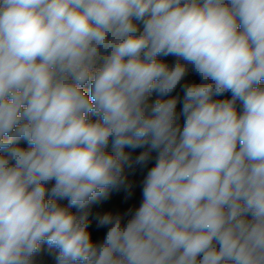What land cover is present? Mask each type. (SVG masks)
Here are the masks:
<instances>
[{
  "label": "clouds",
  "instance_id": "obj_1",
  "mask_svg": "<svg viewBox=\"0 0 264 264\" xmlns=\"http://www.w3.org/2000/svg\"><path fill=\"white\" fill-rule=\"evenodd\" d=\"M42 252L264 264V0H0V264Z\"/></svg>",
  "mask_w": 264,
  "mask_h": 264
},
{
  "label": "trees",
  "instance_id": "obj_2",
  "mask_svg": "<svg viewBox=\"0 0 264 264\" xmlns=\"http://www.w3.org/2000/svg\"><path fill=\"white\" fill-rule=\"evenodd\" d=\"M169 63L172 62V58H165ZM191 76L188 75L185 79L187 81H196L199 82V78L194 74L192 79ZM157 98V97H156ZM111 150V148H109ZM128 151V149H126ZM142 149H137L133 155L138 154ZM151 167V165H149ZM143 174L139 171L136 172L135 175H130L129 179L132 180L135 184H139L140 180H142ZM66 203V201L64 202ZM140 203V190L137 187L134 191L133 197L127 202L124 201V193L123 192H111L109 194V198L107 200H101L100 203L94 204L91 206L90 215L88 217L90 221L89 230L92 233V238L95 241H99L103 238L105 234V229H97L95 227L96 217L103 215L105 212L111 211L113 213L116 212H124L131 206H138ZM75 211V209H73ZM35 264H55V260L52 256L48 255L46 252H42L35 259Z\"/></svg>",
  "mask_w": 264,
  "mask_h": 264
},
{
  "label": "built area",
  "instance_id": "obj_3",
  "mask_svg": "<svg viewBox=\"0 0 264 264\" xmlns=\"http://www.w3.org/2000/svg\"><path fill=\"white\" fill-rule=\"evenodd\" d=\"M189 75L191 76L190 79H192V77H193L194 74H193V73H190ZM152 99L155 100V99H156V96L154 95V96L152 97Z\"/></svg>",
  "mask_w": 264,
  "mask_h": 264
},
{
  "label": "water",
  "instance_id": "obj_4",
  "mask_svg": "<svg viewBox=\"0 0 264 264\" xmlns=\"http://www.w3.org/2000/svg\"><path fill=\"white\" fill-rule=\"evenodd\" d=\"M173 95H175V93L173 94ZM221 99H223L224 97H220ZM179 107V106H178ZM182 122V121H181Z\"/></svg>",
  "mask_w": 264,
  "mask_h": 264
}]
</instances>
